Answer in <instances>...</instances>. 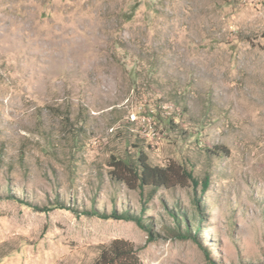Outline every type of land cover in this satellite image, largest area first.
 Instances as JSON below:
<instances>
[{"label":"rangeland","instance_id":"rangeland-1","mask_svg":"<svg viewBox=\"0 0 264 264\" xmlns=\"http://www.w3.org/2000/svg\"><path fill=\"white\" fill-rule=\"evenodd\" d=\"M140 152L208 189L117 181ZM115 238L145 264H264V0H0V264H92Z\"/></svg>","mask_w":264,"mask_h":264},{"label":"trees","instance_id":"trees-1","mask_svg":"<svg viewBox=\"0 0 264 264\" xmlns=\"http://www.w3.org/2000/svg\"><path fill=\"white\" fill-rule=\"evenodd\" d=\"M208 151L212 155H223L228 150L223 146H213L209 148ZM139 164L136 166L135 170L129 168L128 163L122 159L115 160L113 162L114 170L111 173L112 176L117 181H122L127 185L135 188H140L141 191H144L145 187L159 188L165 187L167 189L174 186L176 183H180L184 176L187 175L193 182L194 186H198L201 184V195L206 192L210 185V178L206 176L205 178L199 180L197 179L192 172H188L184 170L182 173L179 168L172 164H167L166 166H155L150 164L148 161V157L144 152H140L139 156ZM13 199L24 202L20 197L15 195L11 196ZM29 203V202H28ZM145 205L148 203V200L143 202ZM195 205H199L200 200L196 196L194 198ZM38 211H48L51 208L45 207L41 208L38 204H34L32 202L29 203ZM143 204V205H144ZM200 206V205H199ZM58 207L64 208L67 207L65 204H59ZM72 209V208H71ZM143 212L145 211L144 207L141 209ZM200 213V210L198 211ZM83 213L88 215L96 214L103 218H115V219H133L135 220L141 227L148 229L149 224L144 220L143 213L141 214H133L128 210L119 211L117 209H113L111 213L101 212L98 209L94 208L93 210L85 209ZM170 213L175 220L177 225V238H195L197 240V235L192 234V229L187 225V228L184 230L181 229L182 220L175 209H171ZM202 213H200L201 215ZM201 217V216H200ZM194 225V224H193ZM200 226L197 224L195 226V233H199ZM150 235L149 238L153 239L154 235L151 230H148ZM92 264H145L139 255V247L135 244V242L124 239V238H115L109 244L102 245L99 251V255L94 260Z\"/></svg>","mask_w":264,"mask_h":264}]
</instances>
